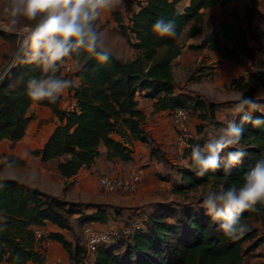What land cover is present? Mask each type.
<instances>
[{"label":"trees","instance_id":"obj_1","mask_svg":"<svg viewBox=\"0 0 264 264\" xmlns=\"http://www.w3.org/2000/svg\"><path fill=\"white\" fill-rule=\"evenodd\" d=\"M229 1L144 0L139 2V9L130 16L128 24L116 12L117 27L111 30L125 37L136 54L123 60L111 53L107 63L84 54L74 73L79 78V86L68 90L75 99L71 109L60 106L63 97L54 104L32 101L27 95V82L39 78L42 72L33 65L17 63L0 79V143L7 140L11 142V148H15L33 118L31 106L37 103L51 108L57 124L43 146L31 154L47 165L54 163L57 172L67 179L82 169H93L97 159L104 155L113 163L132 162L133 150L124 142L126 137L146 145L150 160L169 165L160 144L145 128L147 115L139 107V99L144 97L153 102L154 112L165 111L172 117L177 109H184L189 121L191 117L200 120L193 142L203 146L209 135L206 125L216 128L211 134L225 127L221 124L223 121L218 120L224 107L198 91L180 86L173 71L175 59L185 48L196 51L207 48L241 65L244 58L264 59V53L250 45L251 41L256 45L262 42L252 28L254 16L258 15L264 21L257 0L244 5L242 11L237 7L228 11L216 28L206 32L204 10L224 7ZM161 17L175 21L178 39L160 37L152 31V25ZM97 27L99 31L104 29L99 20ZM203 34L198 44H188L189 40ZM0 36L9 38L14 34L0 30ZM61 74L74 79L65 72ZM199 75L203 76L202 73ZM231 83L245 97L264 103V93L257 95L260 90L264 92V71L253 72L248 77L241 75ZM253 116L264 119L259 112ZM229 118L240 123L238 116L230 115ZM243 127L240 147L247 155L242 164L230 172L221 169L200 177L192 164V150L184 147L188 166L176 170L180 183H175V191L180 193L207 185L219 190L221 186L242 184L244 174L264 156V125L257 127L244 123ZM232 150L226 149L225 154ZM7 163L24 165L25 161L8 157ZM144 169H140L142 181L146 178ZM123 172L124 168L107 175ZM0 185V211L7 216L6 229L0 231V264H41L43 245L50 241L63 247L69 264H243L245 256L264 242L259 228L251 222L253 219L259 221L264 230V206H258V213H244L242 219L250 230L240 239L233 240L222 233L219 222L206 215L202 207L157 202L149 208L139 229L131 234H121L90 254L84 242L81 243L73 233L72 217L76 216L80 226L107 224L115 216H121L122 208L107 203L69 201L15 179L0 178ZM47 223L60 231L38 236L37 230ZM125 226L129 225L114 223L112 228Z\"/></svg>","mask_w":264,"mask_h":264},{"label":"clouds","instance_id":"obj_2","mask_svg":"<svg viewBox=\"0 0 264 264\" xmlns=\"http://www.w3.org/2000/svg\"><path fill=\"white\" fill-rule=\"evenodd\" d=\"M125 6V0H7L3 11L11 25L9 31H15L22 19L33 24L29 31L21 34L19 50L7 71L17 63L38 67L42 75L27 82V95L37 103H56L69 89L79 86V78H65L61 74L67 60L80 64L84 54L96 57L100 63L110 60L111 50L97 22L104 12ZM152 31L160 37L178 39L174 20L158 18ZM257 112L264 115V103L240 95L229 109L230 115L239 117V124L228 120L224 128L208 135L203 146L186 145L192 149L191 160L197 176L204 177L221 169L230 172L243 163L247 155L240 147L243 124L264 125V119L254 118ZM226 149L234 150L225 154ZM258 206H264V156L244 174L242 184L209 190L200 204L206 215L219 222L222 233L233 240L250 230L242 217L245 212L258 213ZM6 225L7 216L0 211V231H4Z\"/></svg>","mask_w":264,"mask_h":264},{"label":"rangeland","instance_id":"obj_3","mask_svg":"<svg viewBox=\"0 0 264 264\" xmlns=\"http://www.w3.org/2000/svg\"><path fill=\"white\" fill-rule=\"evenodd\" d=\"M142 1L144 0H125V7L111 12H104L99 19V24L104 26L102 32H104L106 36V46L111 50V53L122 58L123 60L133 58L136 54V51L127 43L125 37L117 33L115 34L114 31L111 30L114 26H117L115 13L118 12L124 22L128 24L130 20L129 14L133 10V7L138 6L139 2ZM263 1L261 0L260 2H258V6L264 13ZM245 2H251V0H239L238 2H236L241 11ZM6 3L7 0H0V30L14 34V37L3 38L2 36H0V76H2V74L13 62V59L19 49L22 38L21 34L26 33L31 29V27H33V24L31 22L22 19L21 23L16 26L15 31H9L8 29L11 27V25L9 24L3 11ZM179 7L182 8L181 6ZM102 19L105 21H103ZM204 19L206 32L210 33V30L217 27L219 22V15L210 10L205 13ZM200 39L201 37L193 39L192 41L197 42L198 44L200 42ZM255 47L257 48L258 52L264 53V43H259ZM204 50L205 49L196 51L185 48V51L183 50L184 56L193 53L195 54L193 56L189 55V58H185L183 56V59L181 61L174 63L173 71L175 73V78L178 80L180 86H189L195 89V91L199 90L198 92L207 96L209 100L220 102L224 108H231L234 102L237 100L238 96L243 95L231 83L234 78L242 75V68L240 67L241 65L232 60L233 63L231 62V64H233L234 67V69L232 68V70H236L235 72L227 75L226 72H224V74L223 71L222 73H215L212 71L211 74H209L212 77H202L201 79V77H199V74L202 73L203 70H205L206 72H210V69L207 68V65H204L208 64L207 61L204 60ZM213 65L214 64L212 63L208 66L213 67ZM215 68L216 67H213L211 68V70H215ZM191 76H193V79L189 80ZM217 78H220V80H222V83L220 82V80L218 82H215ZM263 93L264 92L260 90V93L258 92L257 95L260 96ZM148 100L149 99L147 98L140 97L139 107L142 110L143 107L147 110L148 119L146 123L148 124V126H153L154 128L156 127V137L161 143L160 146L166 155L169 165H162L161 163H158L156 159L150 160V157H148L147 154V148L142 146L138 149V152H136V160L133 161V163L130 162L125 165L124 168L125 172L127 173H130L132 171L139 172L141 168H148L146 172V178L141 182V186L138 191L133 194L100 191V193L103 194L107 204L122 208L121 216H115L113 219H111V221L117 225H120L121 223L128 224L129 226L133 224L142 225L149 208L157 202L168 204L172 203L175 206L184 205L188 207H199L202 203L203 196L209 190L218 191L211 185L200 186L192 190L186 189L180 193H177L175 191V183H180L178 176H176V170L180 167L188 166V157L185 156L186 149L183 145H181L182 143L179 139V131L175 127L172 121V117L168 114L153 116L154 113L151 112L149 104L146 103V101L148 102ZM30 112L32 114V117L35 116L36 113L33 109H31ZM224 116V118L221 117L223 120V123L221 124H224V126H226V122L230 120V115L229 113H226V115ZM191 118L193 120L191 119L189 121V128L192 132H198L197 125L201 124V122L195 117ZM31 121L28 126L29 133L23 139V141H32V147L39 149L42 147L47 135L50 132L51 124L49 125V122L53 121V119L51 118V120H49V118H45L37 120L36 118L34 122ZM31 125H33L32 128ZM206 126L207 132H211L213 129H216L215 127H213V125ZM23 141H18V145H16L14 149L11 148V142L9 141H4L0 144V178L15 179L19 181L25 179L34 182L35 185L43 186H45L47 183V186L52 188L53 191H59L60 197H63L69 201H86V193L82 189L75 187L73 181L71 180L74 176L68 178V180H65L64 182H60V178L56 179V176L54 175V163H49L47 166L40 165L39 167L37 159H32L28 154V151L21 148V144L23 143ZM124 142L128 143V146L132 150L134 149V141L132 139L126 137L124 138ZM23 147L27 148L25 144ZM24 154L29 155L31 160L29 164H27L26 162L24 165L17 163H7L8 157L20 158L23 157L22 155ZM44 174L47 178H50L49 183L48 181L44 180ZM177 179L178 181H176ZM50 182L53 184H50ZM72 219L75 225L73 233L76 235V238L82 243L84 242V226H80L79 222L76 220V216H73ZM251 222L253 226L259 228L261 235L264 236V230L261 227V223L259 221H256L255 219H253ZM102 229L107 228L102 227ZM246 260H248L251 264H264V242L261 243L253 253H249V255L246 257Z\"/></svg>","mask_w":264,"mask_h":264},{"label":"crops","instance_id":"obj_4","mask_svg":"<svg viewBox=\"0 0 264 264\" xmlns=\"http://www.w3.org/2000/svg\"><path fill=\"white\" fill-rule=\"evenodd\" d=\"M238 1L239 0H230L229 3L226 6H224V7L215 6L213 8H209V9L204 10V12L206 13L207 11H210L211 10V11L217 13L219 15V22H220L222 20V18L224 17V15L228 11H232L235 7H237L238 9H240V7H238L237 6V3H236ZM257 1L260 2L261 0H257ZM250 3L251 2H245L244 5L250 4ZM229 7H231V8H229ZM138 9H139L138 6L133 7V10L131 11V13L129 15L131 16ZM240 11H241V9H240ZM107 19H110V18H107ZM103 21H105V20H103ZM116 27L114 26L113 28H116ZM217 29L219 30V28H217ZM210 31H212V30H210ZM203 35H198L194 39H197V38L201 37V39H200V41H201L202 38H203ZM192 40L193 39L189 40L188 41V44L189 43L197 44V42H193ZM261 41H262L261 43H264V40H261ZM250 45L252 47H255L256 46V44H254L253 41L250 42ZM184 51H185V49H184ZM184 51H183V53L177 59H175V61L173 63L179 62V61H181L183 59ZM194 54L195 53L188 54L187 56H184V57L185 58H189L190 56H193ZM204 54H205L204 60H206L207 63H208V64H204V65L205 66L207 65V68L210 69V72H206L204 70L202 72V74H203L202 77H207V78L212 77L211 75H209V74H211L212 71L215 72V73L216 72L222 73V71H223V73L226 72L227 75H229L230 73H233V72L236 71V70H232V68L234 69L233 64H231L232 60L223 57L220 53H218L216 51H210L209 49L205 48ZM69 61H72V60H69ZM198 62H199V59H198ZM212 63L214 64L213 67H216L215 70H211V68H213V67L212 66H208L209 64H212ZM240 65H237V66H240ZM240 67L243 68V65H241ZM174 75H175V73H174ZM202 77H201V79H202ZM219 80H220V78H217L215 82H218ZM220 82L222 83V80H220ZM186 87H188V89L195 90L192 87H189V86H186ZM196 91H199V90H196ZM62 97L63 98L61 99L60 106L62 108H65V109H71V108H73V106L75 105V99L72 97V94H69L68 91H67ZM146 103L149 104L150 109H151V112L154 113L153 116H155V115L160 116V115H164V114L167 115L168 114V112H165V111L154 112L153 107H152V103L153 102L151 100H148V102L146 101ZM31 109H33L35 111V113H36L35 116H33L34 118L32 119L31 122H34V120H36V118H37V120H41V119H45V118L46 119L49 118V120H51V118L53 119V121L49 122V125L51 124V129H50L49 134L46 137V140H47V138L49 137V135L51 134V132L53 131L54 127L57 124V118H56V116L53 115V111L51 110V108L46 107V106L38 105L37 103L33 104L31 106ZM229 109L230 108H223V109H221V112L218 115V120L223 121L221 117L224 118L225 117L224 115H226V113H229ZM143 110L145 111V113L147 115V119H148L147 110L144 107H143ZM32 127H33V125H31V128ZM145 128L157 140V142L159 144H161L158 141L157 137H156V133H157L156 132V129H155L156 127L155 128L153 126L150 127V126H148L147 123H145ZM28 133H29V129L27 128V132H26L25 136L21 139V141H23V139L28 135ZM208 134H211V133L209 132ZM46 140H45V142H46ZM4 141H7V140H4ZM19 142H20V140H19ZM24 144L26 145L27 148H24L23 147ZM16 145H18V144H16ZM32 146H33V142L32 141H27V140L23 141V143L21 144V148L26 149L28 151V154L30 155V157L32 159H34L35 157L32 156L31 151L35 150L36 148H33ZM142 146L147 148V146L144 145L143 143H141L140 141H134L133 142V147H134V149H133V157H134L133 161L136 160V158H137L136 152H138V149L141 148ZM28 147H29V149H28ZM147 150H148L147 154H148V157H149V149L147 148ZM28 154L27 155L24 154V155H22L23 157H20L27 164H29L31 162L30 157H29ZM26 156H28V157H26ZM35 159H37L38 166L39 167H40V165L41 166L42 165L43 166L44 165L47 166L46 163H42L41 162V160H40L39 157H36ZM133 161H132V163H133ZM128 163H130V162H128ZM128 163H122V162L113 163L112 161L106 160L105 159V155H104V156H101V157H99L97 159L96 163L94 164L93 169H82L77 175H75L71 179L73 181L75 187L82 189L86 193V198L87 199H86V201L85 200H82V201H85V202H95V203H106L103 194L100 193V191L101 192H104V191H102L100 189L99 176L102 175V174H111V173L114 174V173L120 172L122 170V168H125V165H127ZM53 169H54L53 171H54V175L56 176V179L57 178H60V182L61 181L64 182L65 180H68L67 178L63 177L60 173H58L57 170H56V168H53ZM95 169L97 171H95ZM147 170H148V168H145L144 169V171H145V177H146ZM44 176H45V174H44ZM44 180L48 181V183H49L50 178H47L45 176L44 177ZM20 181H23L25 183H28L30 185H33V186L39 188L41 191H44V192H47V193H50V194H53V195L59 196V194H60L59 191H53L52 188H50L49 186H47V183H46V185L44 184L45 186H43V185H35L34 182H31V181H28V180H25V179L24 180H20ZM50 184H53V183L50 182ZM93 194H94V196H93ZM91 225L93 227H96V228H99V229H102V227H106L107 229H109V228H112L114 226V223L112 221H110L107 224L94 223V224H91ZM39 230L42 233L49 232V231H60L57 227H55L54 225H52L50 223H47V225L45 227H40ZM67 237L69 239H72V236L70 234H67ZM43 246L45 248V251H43V252L45 253L46 258H48V259L60 258L62 260L63 264H69V262H68V254H67V252L63 249V247L59 243L54 242V241H50V242L44 243ZM253 252L254 251H251L249 253H253ZM249 253L245 256V260H244L243 264H245V263L246 264H251L248 260H246V257L249 255ZM29 264H36V263H29Z\"/></svg>","mask_w":264,"mask_h":264},{"label":"built area","instance_id":"obj_5","mask_svg":"<svg viewBox=\"0 0 264 264\" xmlns=\"http://www.w3.org/2000/svg\"><path fill=\"white\" fill-rule=\"evenodd\" d=\"M252 28L260 40H264V21H262L258 15L254 16L252 20ZM75 71L76 64L69 60L64 63L61 70V72H65L68 76L77 78L74 75ZM258 71H264V59L253 61L248 58H244V64L242 68L243 76L248 77L253 72ZM4 73L2 76H4ZM172 121L179 131V139L182 145L187 149H191L190 147L186 146L187 144L195 146L193 142L195 139V133L189 128V117L187 112L184 109H177L172 115ZM141 182L142 176L140 171H132L130 173L123 172L112 176L102 174L99 176V185L101 190L104 192H123L133 194L138 191L141 186ZM139 227V224H133L131 226H125L121 228L99 229L93 227L91 224L85 225L83 227L84 244L87 248V251L90 254H93L97 252L99 248L113 242L121 234H131L135 230L139 229ZM41 234L42 232L37 230V235L40 236ZM41 264H63V262L60 258H46L45 253L42 251Z\"/></svg>","mask_w":264,"mask_h":264}]
</instances>
